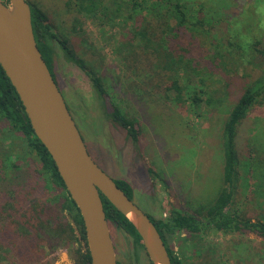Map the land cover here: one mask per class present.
I'll use <instances>...</instances> for the list:
<instances>
[{
    "label": "rangeland",
    "instance_id": "rangeland-1",
    "mask_svg": "<svg viewBox=\"0 0 264 264\" xmlns=\"http://www.w3.org/2000/svg\"><path fill=\"white\" fill-rule=\"evenodd\" d=\"M184 1L194 13L201 11L204 21L201 32L197 26L182 36L181 43L191 49V58L199 56L200 62L208 66L201 72L204 80L213 84L211 90L222 87V81L227 79L220 76L218 69H211L209 59L215 58L217 50L227 59L232 58V49L234 56L245 62L257 56L258 66L264 63L258 52L234 51L239 46L248 50L256 42L262 43L257 46L259 49L264 47V0ZM26 2L31 9L43 12L58 39H67L72 48L78 49L81 37H86L83 46L89 62L96 66L92 75L101 77L110 100L136 122L139 140L133 142L124 129L106 116L112 112L111 103L105 107L99 103L87 73L90 69L86 72L68 62L59 42H52L58 88L96 164L114 181L126 180L133 189L132 201L148 216L166 219L172 212H179L201 218L222 186V128L234 104L232 99L238 94L213 101L212 106L205 102L192 106L188 97L194 89L187 88L179 95L150 53L120 50L131 24L118 18L92 20L78 12L75 0ZM103 2L114 16L115 0ZM197 17L192 14V22ZM194 33L198 35L194 37ZM216 61L219 63L217 58ZM237 81L232 79L230 86ZM178 84L181 86L183 80ZM230 86L227 90L237 93V88ZM206 97L202 96L203 100ZM236 145L240 175L227 211L252 221H264V195L255 193L252 187L253 177L257 182L263 178L264 184V177L258 176L264 170V105L256 106L241 125ZM40 171L41 164L27 147L25 137L1 121L0 264L72 263L64 249H57L51 257L48 247L34 237V232L32 236L22 234L28 227L20 218L23 205L31 207L33 199L50 195ZM26 212L28 217L32 215L30 209ZM110 233L118 262L151 263L145 251L135 255L132 239L125 231L110 225ZM182 238L183 235L172 239L170 246L184 264H264V241L252 233L208 231L203 237L208 250L202 253L194 252Z\"/></svg>",
    "mask_w": 264,
    "mask_h": 264
},
{
    "label": "trees",
    "instance_id": "trees-1",
    "mask_svg": "<svg viewBox=\"0 0 264 264\" xmlns=\"http://www.w3.org/2000/svg\"><path fill=\"white\" fill-rule=\"evenodd\" d=\"M4 1L8 4V0ZM75 1L78 12L89 16L92 20L99 17H107L108 20L118 18L131 24L127 39L121 45L120 50H140L150 53L159 63L157 67L160 68L162 75L166 76L168 83L173 85L179 95L187 88L194 89L193 95L188 97L192 106L196 107L204 102L206 106H212L213 101H221L223 98L238 94L234 100L232 99L234 104L230 107L222 128V186L214 201L201 214V218H197L195 214L179 212H172L168 218L158 220L149 215L164 241L171 263L184 264V261L179 255H176L170 246L171 240L180 238L183 233L185 236L182 241L191 246L196 253L208 250L209 245L204 244L203 239L208 231L252 233L264 241V221H252L251 218L235 216L227 211V207L233 203L234 190L240 175L239 154L236 145L239 128L256 106L264 105V63L258 66L259 63L256 61L259 58L257 56H254L253 60L245 62L242 57L234 56L232 49L230 50L232 58L227 59L217 50L215 58L209 59L211 69H218L220 76L227 79L222 81V87L211 90L210 86L213 84L208 79L205 81L201 72L208 66L200 62L201 57L199 56L191 58L189 56L191 49L187 48L185 44L182 46L181 43L182 36H186L187 32L192 33L197 26L200 30L201 23L204 21L200 18L201 11L198 10L197 13H194L195 11L190 8L188 2L184 0H121L118 2L119 0H115V14L112 16L103 0ZM192 14L198 15L196 22H192ZM31 20L37 46L53 78L55 73L52 42L57 41L68 62L76 64L86 72L90 69L87 73L91 77L99 103L102 107L111 103L112 112L106 113V116L124 129L128 138L133 142H138L139 134L136 122L110 100L101 77L92 75V72L96 71V66L89 62L87 49L83 46L86 37H81L78 49L76 46L72 48L67 39H58L51 23L42 11L36 8L31 9ZM172 23L175 25H171ZM79 31L81 30L79 29ZM181 31L184 33L180 34ZM197 35L193 34L194 37ZM261 44V42H256L249 45L250 49L248 50L239 46L234 48V51L235 54L238 49L252 54L258 52L264 62V47L262 49L257 47ZM200 47L205 46L200 45ZM200 47H196V49H200ZM81 51L82 54H80ZM205 56L209 57L210 54ZM258 69H260V73ZM235 78L238 81L232 82L230 86V81ZM180 80H183L181 86L178 84ZM229 86H235L237 93L228 91ZM202 96H207L206 101ZM1 121L8 122L13 131L21 133L25 137L27 147L37 156L41 164V177L44 176L42 178L50 188L49 196L44 197L43 195L33 199L31 207L23 205L20 218L28 227L22 234L32 236L34 232V237L48 247L50 250L48 254L51 257L55 256L56 250L61 248L67 252L72 261L71 264H91L80 212L67 193L51 155L34 134L19 96L0 66ZM258 176L264 177V170ZM259 179L261 180L257 182L253 177L252 187L255 193L264 195L263 178ZM115 182L132 199L131 185L126 180H115ZM101 199L110 225L125 231L130 236L135 248V255L138 256L139 251H145L141 237L134 226L103 195H101ZM27 208L32 212L30 217L26 212ZM43 258L38 261L41 262ZM46 264H50V262ZM118 264L122 263L118 262Z\"/></svg>",
    "mask_w": 264,
    "mask_h": 264
},
{
    "label": "water",
    "instance_id": "water-1",
    "mask_svg": "<svg viewBox=\"0 0 264 264\" xmlns=\"http://www.w3.org/2000/svg\"><path fill=\"white\" fill-rule=\"evenodd\" d=\"M0 66L80 212L91 264H118L101 195L134 226L152 264H172L151 218L90 156L37 46L26 0H0Z\"/></svg>",
    "mask_w": 264,
    "mask_h": 264
},
{
    "label": "flooded vegetation",
    "instance_id": "flooded-vegetation-1",
    "mask_svg": "<svg viewBox=\"0 0 264 264\" xmlns=\"http://www.w3.org/2000/svg\"><path fill=\"white\" fill-rule=\"evenodd\" d=\"M54 76H55L54 78H56V75H55V74H54ZM55 81H56V83H57V80H56V79H55ZM182 235H183V236H185V234H184V233H183Z\"/></svg>",
    "mask_w": 264,
    "mask_h": 264
}]
</instances>
